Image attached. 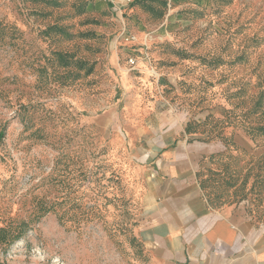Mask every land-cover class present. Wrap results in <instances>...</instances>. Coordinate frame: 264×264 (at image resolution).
<instances>
[{
  "label": "rangeland",
  "instance_id": "374dc122",
  "mask_svg": "<svg viewBox=\"0 0 264 264\" xmlns=\"http://www.w3.org/2000/svg\"><path fill=\"white\" fill-rule=\"evenodd\" d=\"M142 104L204 118L206 197L264 225V0H0V264H149L111 136Z\"/></svg>",
  "mask_w": 264,
  "mask_h": 264
},
{
  "label": "crops",
  "instance_id": "0c3cea01",
  "mask_svg": "<svg viewBox=\"0 0 264 264\" xmlns=\"http://www.w3.org/2000/svg\"><path fill=\"white\" fill-rule=\"evenodd\" d=\"M139 105L113 142L133 168L135 237L149 264H264V225L245 205H213L200 183L225 143L192 133L187 107Z\"/></svg>",
  "mask_w": 264,
  "mask_h": 264
},
{
  "label": "trees",
  "instance_id": "16d2710c",
  "mask_svg": "<svg viewBox=\"0 0 264 264\" xmlns=\"http://www.w3.org/2000/svg\"><path fill=\"white\" fill-rule=\"evenodd\" d=\"M52 4H56V0H49ZM81 10H84L87 6L86 2H82L78 5ZM54 30H60L57 26H51ZM52 30V29H51ZM26 226L25 221H19L16 224H9L7 226L0 227V245L9 246L16 240L20 239L24 234V228Z\"/></svg>",
  "mask_w": 264,
  "mask_h": 264
}]
</instances>
